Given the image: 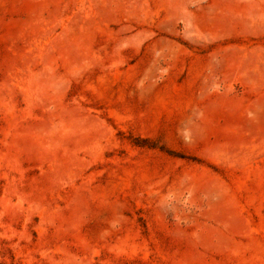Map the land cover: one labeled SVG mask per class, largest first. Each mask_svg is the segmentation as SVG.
I'll list each match as a JSON object with an SVG mask.
<instances>
[{
    "label": "rangeland",
    "instance_id": "1",
    "mask_svg": "<svg viewBox=\"0 0 264 264\" xmlns=\"http://www.w3.org/2000/svg\"><path fill=\"white\" fill-rule=\"evenodd\" d=\"M0 264H264V0H0Z\"/></svg>",
    "mask_w": 264,
    "mask_h": 264
}]
</instances>
